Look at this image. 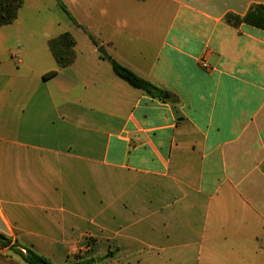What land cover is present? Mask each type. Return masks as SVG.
I'll use <instances>...</instances> for the list:
<instances>
[{"label": "crops", "instance_id": "crops-1", "mask_svg": "<svg viewBox=\"0 0 264 264\" xmlns=\"http://www.w3.org/2000/svg\"><path fill=\"white\" fill-rule=\"evenodd\" d=\"M60 1L97 44L57 0L0 28V234L53 264H264V31L225 21L264 0Z\"/></svg>", "mask_w": 264, "mask_h": 264}, {"label": "trees", "instance_id": "trees-1", "mask_svg": "<svg viewBox=\"0 0 264 264\" xmlns=\"http://www.w3.org/2000/svg\"><path fill=\"white\" fill-rule=\"evenodd\" d=\"M58 1L59 9L66 15L69 21L76 27L81 28L89 37V39L97 44L92 36L87 31L76 23L68 12L66 7L60 0ZM23 5V0H0V28L12 24L18 15L19 10ZM225 21L231 26L237 27L239 24L244 23L251 27L264 31V6L258 5L251 7L243 17L234 15H227ZM74 40L69 33H63L57 38L49 41V49L55 58L58 67L64 68L69 66L74 59L73 52ZM113 73L116 77L126 82L134 89L140 90L144 94L158 98L162 101L164 92L157 87L153 86L148 81L138 77L128 68L118 64L114 60L107 58ZM56 74L51 71L44 75L45 79L51 78ZM0 248H8L11 252L16 254L25 264H53L46 257L39 255L30 247H22L16 244L10 245V240L4 235L0 234Z\"/></svg>", "mask_w": 264, "mask_h": 264}, {"label": "rangeland", "instance_id": "rangeland-1", "mask_svg": "<svg viewBox=\"0 0 264 264\" xmlns=\"http://www.w3.org/2000/svg\"><path fill=\"white\" fill-rule=\"evenodd\" d=\"M50 17L49 21L52 25L58 24L60 28H63L65 23L67 22L66 15L59 9L52 10V13L47 14ZM39 30V29H38ZM90 241V240H89ZM90 242H93L92 240ZM102 245L98 244L94 247V252L92 253V249H88L87 246L79 249L74 257V261L72 260L69 264H104L103 256L100 254ZM89 255L92 257L87 260ZM0 264H25L16 254L11 252L8 248L1 249L0 248Z\"/></svg>", "mask_w": 264, "mask_h": 264}, {"label": "water", "instance_id": "water-1", "mask_svg": "<svg viewBox=\"0 0 264 264\" xmlns=\"http://www.w3.org/2000/svg\"><path fill=\"white\" fill-rule=\"evenodd\" d=\"M98 53L101 54L103 57H107V53L104 50V47L100 46L97 49ZM165 96V95H164Z\"/></svg>", "mask_w": 264, "mask_h": 264}, {"label": "built area", "instance_id": "built-area-1", "mask_svg": "<svg viewBox=\"0 0 264 264\" xmlns=\"http://www.w3.org/2000/svg\"><path fill=\"white\" fill-rule=\"evenodd\" d=\"M201 65H202L203 68H205V69L207 68V65L205 64L204 61H201Z\"/></svg>", "mask_w": 264, "mask_h": 264}]
</instances>
